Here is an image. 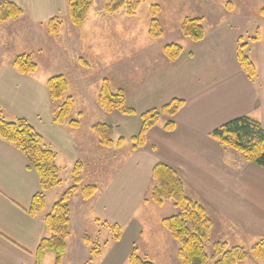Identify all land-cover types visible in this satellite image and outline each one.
<instances>
[{"label":"crops","instance_id":"crops-1","mask_svg":"<svg viewBox=\"0 0 264 264\" xmlns=\"http://www.w3.org/2000/svg\"><path fill=\"white\" fill-rule=\"evenodd\" d=\"M12 1L25 9L29 26L33 25L37 31L18 40L15 33H9L10 47L7 43L0 50V111L7 119L28 121L56 152L62 182L45 192L44 208L32 213L33 198L41 189L39 174L20 149L0 137V264H38L40 242L48 236L45 217L55 200L49 202V196L66 185L65 172L72 184V170L79 160L84 163V170L90 172L86 173V181H93L98 170L104 169L105 175H100L96 183L101 187L90 200H82L79 193L72 199V232L62 264L88 261L90 251L81 240L84 234L102 243V252L94 257V264H130L129 256L134 249L156 264H182L176 250L179 243L161 224L164 216L158 223L153 220L156 211L166 206L170 214L174 213V202L166 201L159 206L145 201L154 184L152 169L160 161L179 172L186 194L203 204L220 237L245 247L264 239V168L246 161L241 153L211 136L216 128L240 116H250L264 127V17L260 15L257 19L259 38L250 43L252 54L248 58L255 67L253 77L240 65L238 51L235 56L233 48L226 51L220 42L221 33L211 32L209 38L205 35L197 51H183L172 62L186 56L177 65L189 74L186 80H181L177 71L172 77L177 88L169 98L186 101L173 117L172 127H165L170 119L163 117L148 131L145 144L132 148L133 134L119 128L121 113L100 111L97 99L87 92L85 72L92 68H84L78 62L81 54L88 53L83 46L82 27L69 22L67 0ZM91 13L84 25L91 19ZM56 15L64 17V24L60 34L52 38L42 23ZM97 20L104 19L93 17L91 23ZM74 33L79 39H71ZM17 52L33 56L38 70L27 75L14 68L12 59ZM165 66L167 72L173 68ZM59 73L68 79L69 95L72 96V86H78L87 104L98 106L93 117L113 124L115 133L124 132L120 136L124 137L123 144L111 148L100 145L91 131L94 121L86 118L89 108L78 109L79 117L87 122L84 125L83 121L78 129L54 122L46 81ZM166 75L160 70L154 79L168 78ZM165 88L166 84L164 93ZM138 126L139 123L132 129L136 131ZM97 164L100 167L94 168ZM97 219L118 224L121 237L113 241L110 234L102 242L100 236L105 227L99 229Z\"/></svg>","mask_w":264,"mask_h":264},{"label":"trees","instance_id":"trees-1","mask_svg":"<svg viewBox=\"0 0 264 264\" xmlns=\"http://www.w3.org/2000/svg\"><path fill=\"white\" fill-rule=\"evenodd\" d=\"M95 0H68V16L72 25L80 26L85 22ZM142 0H105V10L116 13L127 5V14H136ZM24 14V8L12 0H0V24L18 19ZM259 14L264 17V7ZM60 15L53 16L45 21V27L50 36H57L62 28ZM183 35L192 41H201L205 37L203 17H187L181 24ZM149 34L152 38L162 36V29L157 19H152ZM259 36V32H258ZM256 37L257 40L259 37ZM244 45L238 46V60L242 68L250 77L255 75V67L245 55ZM179 44H167L163 48L164 55L171 61L177 60L183 53ZM12 65L22 74H33L38 65L28 53L18 54ZM46 85L53 105V119L59 125H67L73 129L81 126L79 119L71 118L75 99L68 94V79L64 74H57L47 79ZM183 98H172L161 108L151 109L142 115V124L139 132L131 136L132 148L143 146L148 131L154 127L161 118L168 120L167 129L173 125V117L185 104ZM98 104L106 113L114 111L130 115L134 109L126 104L125 93L122 88L111 90L109 79H103L100 89ZM91 131L97 137L100 145L106 148L120 146L124 137L115 140V126L108 122H98L92 125ZM211 136L216 138L223 146L241 153L245 160L264 168V127L250 116H240L216 128ZM0 137L14 144L20 149L29 164L38 172L41 189L34 196L32 213L40 212L45 206V192L57 187L62 180L56 164V152L49 147L42 136L23 118L7 119L0 111ZM84 163L79 160L73 167L72 184L61 194L60 198L52 205L45 217L48 236L41 240L38 248L39 262L42 263L43 254L53 252L54 264H62L66 254L68 239L71 235L72 199L80 194L83 200H90L99 190L94 183L83 182ZM154 184L145 198L146 202L163 204L165 200H172L177 209L174 214L163 219L164 226L172 233L179 243V256L183 264H207L209 252L210 232L212 220L206 208L186 194L184 182L177 170L164 162H158L152 169ZM100 226L109 229L111 240H118L122 229L118 224L109 221H96ZM84 243L90 248V258L83 264H94V257L101 254L102 243L91 236H84ZM212 253L216 264H235L247 258L256 261L264 260V239L246 248L241 244L230 246L226 241L214 244ZM130 264H156L147 257H143L136 249L129 256Z\"/></svg>","mask_w":264,"mask_h":264},{"label":"rangeland","instance_id":"rangeland-1","mask_svg":"<svg viewBox=\"0 0 264 264\" xmlns=\"http://www.w3.org/2000/svg\"><path fill=\"white\" fill-rule=\"evenodd\" d=\"M262 7H264V0H142L136 14L130 15L127 14V5L116 13H108L105 10V0H95L94 5L90 10V12L92 11L91 19L85 25L84 23L87 19L80 25L83 33V46L87 50L88 54L85 56L80 53L82 56H80L78 62L84 68H92V71L85 72V76L87 77V92L92 99H97L98 103L103 79H109L112 91H117L122 88L125 93L126 104L130 108L134 109V113L130 115L121 114L118 119V124L120 125L119 128L123 129L125 133L137 134L141 128L142 115L151 109L161 108L172 99L169 98L171 96L169 94L177 88L174 79H172V77L175 76V71H177L181 80L189 79V74L186 69L177 65V63L182 61V59L186 56L179 62L172 63L176 60H169L163 53L164 46L172 43L182 46L186 53H189L188 51L194 52L199 49L201 45L199 41H192L183 35L181 30V24L183 21L187 17H203V26L205 28V35H207V38L212 36L210 34L211 32L221 33L222 37L220 38V42L224 44L226 51H230L233 48L234 56L238 51L239 39L240 43L244 45L243 51L245 55L249 57V55L252 54L250 50V43L254 42L258 36L259 25L257 19L261 18L259 12ZM25 15L26 11L24 9V14L20 18L5 21L0 24V50L2 49V46L7 43H9L8 47H10V39L7 40V35L9 33H15V39L18 40L22 35L32 34L37 31L33 25H31V27L29 26L28 19ZM93 17H101V19L103 18L104 20L103 22H100L101 20H97L96 23H91ZM60 18H62L61 25L63 26L64 17L60 16ZM152 19H157L159 21L162 29L161 37L152 38L150 36L149 30ZM42 25L45 27V22L42 23ZM27 28H29L28 32L25 31ZM3 29L5 30V33L3 32ZM61 30L62 28L60 29V32ZM45 32L48 34L47 30H45ZM57 36L50 37L54 38ZM71 36H73L71 37L73 40L79 39L75 33ZM73 46L71 49H73ZM22 53L23 52L15 53L13 59L18 54ZM31 58L35 61L33 56H31ZM35 62L37 63V61ZM214 63L215 61H211V64ZM165 65L172 66V70L167 72ZM160 70L165 71V73H167L166 76L169 77L158 78L155 80L154 77L158 75ZM165 84L166 88L164 93L163 90ZM71 94L76 101L71 118L79 119L81 121V125L83 121L84 125L87 124L85 119L88 117H91L89 122L94 121L92 124L101 122L97 119V116L93 117V114L96 112L98 106V109L103 111L99 104L97 107L95 105V107L88 105L85 100L87 99L85 94L78 86H72ZM167 99L170 100L163 103V101ZM87 108L90 110L88 111ZM78 109L87 110V117L81 119L77 114ZM131 119L133 120L132 123L130 122ZM161 120L163 121L164 118ZM138 123V129L135 131L132 128L137 126ZM124 132L121 133V131H116L115 139L122 136ZM99 167L100 165L97 164L94 168ZM104 172V169H102V171L98 170L94 173L96 178H93V181H86L88 180L86 173L90 174V172L83 169V182L97 184L96 182H98L100 175H105ZM64 175L66 185L63 189L58 188L55 192L50 194L49 202L55 199V203L61 196L58 194L65 191L71 185L68 174L65 172ZM97 185L101 187V185ZM166 201L171 200H165L163 204L158 205L163 206ZM167 207L168 206L156 211L153 218L156 223L159 222L160 217L164 216L165 218L177 212L176 209L174 213L170 214ZM161 224H163V222H161ZM101 228L102 226L99 229ZM164 228L167 229L166 226H164ZM215 230L218 229L216 227L213 229L212 224L211 232L209 233L210 240L207 246V250L210 255L207 264H216L217 262L216 259L211 258L215 243L226 241L230 246L235 245V243H232L234 242L233 240L231 244L225 237H220L222 235ZM110 234L109 229L105 227L100 236L101 241L104 242ZM170 234L172 235L171 232ZM84 236L86 235L84 234L81 237L82 241ZM172 238L175 240L173 235ZM176 250L179 252V248ZM177 255L181 260L178 253ZM54 259L55 254L48 252L41 264H54ZM235 264H264V260L256 261L250 257L242 261H236Z\"/></svg>","mask_w":264,"mask_h":264}]
</instances>
